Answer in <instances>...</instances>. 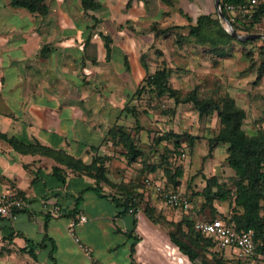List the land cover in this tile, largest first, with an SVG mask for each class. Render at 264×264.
Wrapping results in <instances>:
<instances>
[{
  "label": "crops",
  "instance_id": "crops-1",
  "mask_svg": "<svg viewBox=\"0 0 264 264\" xmlns=\"http://www.w3.org/2000/svg\"><path fill=\"white\" fill-rule=\"evenodd\" d=\"M94 1L85 9L82 0H47L42 16L0 0V192L15 189L27 201L16 220L0 216V264H199L170 238L184 212L152 188L140 194L137 216L120 206L137 161L124 156L109 182L69 163L119 156L110 129L133 134L137 92L168 55L167 41L187 36L201 14L215 16L216 0ZM8 139L33 148L19 151ZM151 176L166 178L161 168ZM80 213L87 221L71 230Z\"/></svg>",
  "mask_w": 264,
  "mask_h": 264
},
{
  "label": "rangeland",
  "instance_id": "rangeland-1",
  "mask_svg": "<svg viewBox=\"0 0 264 264\" xmlns=\"http://www.w3.org/2000/svg\"><path fill=\"white\" fill-rule=\"evenodd\" d=\"M261 1L264 3V0ZM216 14L224 29L230 22L239 35L264 34V16L261 17L260 14L251 24L249 22L254 16L242 18L248 20L243 23L238 21L239 18L229 19L225 16L226 21L218 11ZM236 38L216 49L206 43L189 41L186 36H177L176 41L172 38L167 41L170 46L168 55L165 56L161 51V56H165V59L158 62L157 69H168L169 83L179 94V102L170 93L159 96L149 88H144V93L137 92L138 115L136 121L132 118L130 122L134 123L131 129L142 155L136 162L133 189H122L124 194H142L147 191L144 179L150 177L157 168L164 171V168L169 167L175 171L179 165L183 171L180 188L189 194L193 193L192 200L196 210L205 201L200 191L207 184V177H216L220 182L233 187L237 175L228 162V144L216 140L222 127L219 110L209 109L200 115L194 103L183 100L192 91H196L200 98H214L219 103L232 98L244 111L245 131L248 135L259 136L264 129V37L245 41ZM174 69L181 70L179 77L171 75L174 74ZM170 132L182 135L179 148H174V136H167ZM188 134L195 137L194 141H191ZM117 152L120 153L119 156L109 157L106 161L107 173L117 172L126 164L121 146ZM181 153H186V157L182 158ZM230 196L232 198V194ZM262 203L264 211V201ZM214 205L219 212L217 217L240 210L232 199L224 202L216 200ZM204 209L208 213L210 208L204 204ZM226 252L225 259L235 261L237 256L229 249Z\"/></svg>",
  "mask_w": 264,
  "mask_h": 264
},
{
  "label": "trees",
  "instance_id": "trees-1",
  "mask_svg": "<svg viewBox=\"0 0 264 264\" xmlns=\"http://www.w3.org/2000/svg\"><path fill=\"white\" fill-rule=\"evenodd\" d=\"M258 1L254 18L251 19L250 24L257 19L259 14L261 17L264 16V3L261 0ZM82 4L85 9H94L98 6L94 0H82ZM221 4L225 16L230 19L232 15L227 12L224 6V0H221ZM11 5L17 8H24L33 14L38 13L42 16L46 15L49 11L47 0H11ZM238 21L247 23L246 21L248 20L239 18ZM153 28L158 31L156 26ZM186 38L189 41L209 44L214 49L237 39L218 22L217 14L215 16L201 14L196 23L190 25ZM169 79L170 73L168 69L164 67L159 68L153 73H148L144 79L146 84L139 88L138 93H144V88H149L159 96L170 93L179 102L177 99L179 94L175 89L171 88ZM183 101L194 103L200 115L205 114L209 109L219 110L222 127L216 140L217 142L220 141L228 144V162L235 169L237 178L234 181L233 187H229V184L220 182L216 177H211L212 179L207 177V184L200 191V195L203 196L205 201L197 210L192 200L193 193H188L192 208L188 212L183 211V219L170 228L169 234L171 241L189 260L195 263L247 264L244 259L238 257L233 262L226 260L224 253L227 252L218 249L213 237L196 229L194 222L197 218L205 220L217 218V213L219 214V212H217L214 202L216 200L224 202L232 199L240 210L238 209L236 213L222 214L220 217L232 223L238 230L253 228L256 233L255 237L259 244V250L264 251V211L262 210V202L264 201V129L260 132L259 136L248 135L243 128L244 111L236 105L232 98H226L219 103L214 98H200L196 91H192ZM188 135L191 141H194L195 137L191 134ZM2 136L7 138L5 135ZM167 136H174V148L181 146V134L170 132ZM108 139L116 146L122 147L123 153L130 163L138 161L141 157L142 151L139 148L134 134L127 132L123 125L113 126L109 131ZM8 140L19 151L31 150L33 148L30 145L17 143L13 139ZM164 158H166V155H164ZM108 159V156H95L89 165L83 164L78 160L71 161L69 165L74 170L94 177L99 182H109L110 179L107 176L106 166ZM154 169L155 167L152 168L153 171ZM54 171L60 175L61 169L57 167ZM164 174L166 177L165 180L160 181L166 187L173 189L181 187L182 182L179 177L182 176L183 171L180 165L176 167L175 171H172L169 167L164 168ZM231 194L232 198L230 196ZM138 195L140 194H126L122 202H120V206L129 212L130 201ZM137 198L138 204L140 205L141 198ZM204 204L210 208L208 213L204 209Z\"/></svg>",
  "mask_w": 264,
  "mask_h": 264
},
{
  "label": "built area",
  "instance_id": "built-area-1",
  "mask_svg": "<svg viewBox=\"0 0 264 264\" xmlns=\"http://www.w3.org/2000/svg\"><path fill=\"white\" fill-rule=\"evenodd\" d=\"M258 2V0H224V6L232 17L244 19L254 16ZM219 9L223 11L221 0L219 1L217 11ZM231 26L227 24L226 30L230 32ZM181 156L186 157V153H182ZM144 184L152 188L157 197L169 207L185 212L190 211L192 208L189 194L182 188L173 189L166 187L160 180L148 176L144 179ZM49 202L45 201L43 206L53 214L59 215L61 213V207ZM129 204V212L137 216L141 207L138 204V198L133 197ZM26 205L27 201L25 198L15 189L0 192V216L16 220L18 213ZM85 221H87V216L80 213L77 219L71 222V230L78 223ZM194 225L196 229L211 235L218 249L223 251L229 249L238 258L244 259L247 264H264V251L259 250V244L256 241V233L253 228L238 230L232 223L227 222L221 217L211 220L197 218L195 219ZM76 240L79 242L80 238L76 237Z\"/></svg>",
  "mask_w": 264,
  "mask_h": 264
},
{
  "label": "water",
  "instance_id": "water-1",
  "mask_svg": "<svg viewBox=\"0 0 264 264\" xmlns=\"http://www.w3.org/2000/svg\"><path fill=\"white\" fill-rule=\"evenodd\" d=\"M219 1H220V0H216L217 7H218V5H219ZM218 14H219L222 18H224L226 21H228L227 18L225 17L224 12H223L221 9L218 10ZM228 24L231 26L230 22H228ZM230 33H232V35L238 37V38L241 39V40L253 39V38H257V37H264V34H262V33H252V34H247V35H239V34L233 29V26H231V28H230Z\"/></svg>",
  "mask_w": 264,
  "mask_h": 264
}]
</instances>
